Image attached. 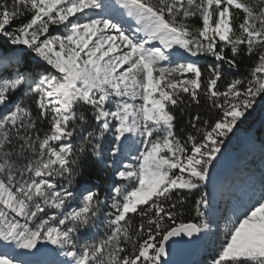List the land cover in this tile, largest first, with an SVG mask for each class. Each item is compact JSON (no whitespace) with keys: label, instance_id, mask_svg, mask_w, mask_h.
Returning a JSON list of instances; mask_svg holds the SVG:
<instances>
[{"label":"snow or ice","instance_id":"6c2138e0","mask_svg":"<svg viewBox=\"0 0 264 264\" xmlns=\"http://www.w3.org/2000/svg\"><path fill=\"white\" fill-rule=\"evenodd\" d=\"M261 97L264 0H0V264H264V171L215 175Z\"/></svg>","mask_w":264,"mask_h":264},{"label":"trees","instance_id":"16d2710c","mask_svg":"<svg viewBox=\"0 0 264 264\" xmlns=\"http://www.w3.org/2000/svg\"><path fill=\"white\" fill-rule=\"evenodd\" d=\"M199 63L202 66H207L208 64L214 63V60L211 57H201ZM248 67L249 65L247 62L242 64L239 72L236 74L246 75ZM220 87H223V82H221ZM185 99L187 100V97ZM195 110V105H193L191 111L194 112ZM200 110L202 112L207 111L203 98ZM187 119V116L179 117V122L177 124L178 130L186 124ZM263 126L264 97H261L257 100L255 110L246 115L238 124V130L235 135L231 137L230 142H227L224 149H222L223 155L220 158V163L216 166L215 175L218 179H234L236 181L238 187L234 195L238 199H247L249 196L256 194L251 189L248 177H258L260 173L264 171V157L260 155V142L262 139L258 136ZM135 154L136 153L133 151L132 155ZM101 175H103V173H101ZM193 203V198L189 197V201L185 206L186 214L194 215ZM220 207L221 209H225L227 206L223 201H220ZM225 214L227 213L225 212ZM220 227H223V221H220ZM213 231L215 233L216 229L214 228ZM220 239H222V237H220ZM217 243L218 239L216 235H213L211 239L205 238L202 241L200 252L191 264H203V260L210 257Z\"/></svg>","mask_w":264,"mask_h":264},{"label":"water","instance_id":"95a60500","mask_svg":"<svg viewBox=\"0 0 264 264\" xmlns=\"http://www.w3.org/2000/svg\"><path fill=\"white\" fill-rule=\"evenodd\" d=\"M176 239L178 242L175 245L170 244L169 254L163 257V260L167 264H191L200 252L202 240L198 243H185L189 238L185 237L184 241Z\"/></svg>","mask_w":264,"mask_h":264},{"label":"rangeland","instance_id":"374dc122","mask_svg":"<svg viewBox=\"0 0 264 264\" xmlns=\"http://www.w3.org/2000/svg\"><path fill=\"white\" fill-rule=\"evenodd\" d=\"M258 136H259V138H261V139H264V126L260 129V131H259V133H258ZM244 166V165H243ZM242 166V167H243ZM244 167H246V166H244ZM204 239H202V241H203ZM202 241H201V244H202ZM209 253V252H208ZM16 254L18 255V250H16ZM39 257H37L36 259H38ZM209 260V258L207 257V258H205L204 260H203V264H206V262Z\"/></svg>","mask_w":264,"mask_h":264},{"label":"bare ground","instance_id":"6f19581e","mask_svg":"<svg viewBox=\"0 0 264 264\" xmlns=\"http://www.w3.org/2000/svg\"><path fill=\"white\" fill-rule=\"evenodd\" d=\"M18 255L21 256V258H28L27 256H25L20 250H18Z\"/></svg>","mask_w":264,"mask_h":264}]
</instances>
